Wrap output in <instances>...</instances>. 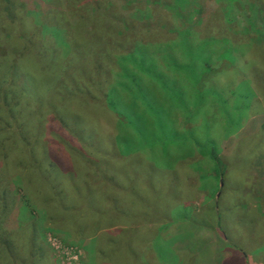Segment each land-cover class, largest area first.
I'll return each mask as SVG.
<instances>
[{
  "label": "rangeland",
  "instance_id": "obj_1",
  "mask_svg": "<svg viewBox=\"0 0 264 264\" xmlns=\"http://www.w3.org/2000/svg\"><path fill=\"white\" fill-rule=\"evenodd\" d=\"M70 1L0 0V264H264V0Z\"/></svg>",
  "mask_w": 264,
  "mask_h": 264
},
{
  "label": "trees",
  "instance_id": "obj_2",
  "mask_svg": "<svg viewBox=\"0 0 264 264\" xmlns=\"http://www.w3.org/2000/svg\"><path fill=\"white\" fill-rule=\"evenodd\" d=\"M46 1V0H45ZM48 4H46V3H44V1H42V0H37V3L39 4L38 5V7L39 8H41V7H43V8H49L50 10H51V4H53V3H55V4H58V3H60L59 2V0H53L51 3L49 2V1H46ZM70 3H71V10L73 11V13H75L74 14V16H73V19H72V16H68V18H69V22L70 21H73V20H76L78 17L79 18H83V17H85V16H87V15H89L90 13H82V15L81 14H78V11L79 10H82V7L81 6H83L84 5V3L85 4H88V3H91L93 6H94V13H92V15L93 16H96V13H98V10H99V7H101L102 5L104 6V8H102V11H101V13L102 14H108V16L106 15V18H108V19H111V18H113V16H114V10H113V3H112V0H81V1H79L78 0V2L77 1H75V0H71L70 1ZM226 7H230V5H227ZM41 10V9H40ZM48 13H46V15H47ZM45 15V16H46ZM48 21H50V18H48L47 19ZM25 21H26V19H25ZM62 22V21H61ZM24 24V27L26 26V28H27V26H28V24H26L25 22L23 23ZM55 25H56V27L57 26H62L61 25V23H59V22H56L55 23ZM58 28V27H57ZM52 30H53V28H52ZM52 35V34H51ZM47 40L48 39H50V40H53L52 38H50V37H47L46 38ZM50 43V42H49ZM51 44V43H50ZM0 75H2V79L0 80V93H1V98L2 99H4V100H2L3 101V103L4 104H6L7 103V101H5V93H7V92H5V89L4 88H6V89H10V87H11V85H9V83H8V80H9V78L8 77H6L5 76V74L4 73H2V72H0ZM8 79H6V78ZM6 85V86H5ZM5 86V87H4ZM13 86H18L17 85V82L16 81H14V85ZM11 90H12V88H11ZM0 110H4L3 109V107H2V104H0ZM0 132H1V134H0V136L2 137V140L3 141H5L6 140V138H7V136H5L3 133V131L2 130H0ZM7 132V131H6ZM209 154H210V158H211V160L213 161V163L215 164V167L217 168V172H218V174L219 175H222L223 174V172H224V170H223V163H222V161H221V159L218 157V155L215 153V151H214V149H210V151H209ZM52 156V155H51ZM51 158H54L53 156L51 157ZM122 238H123V240H124V242L126 243V245H125V247H124V249H123V251H124V253L123 254H125V255H131L132 256V254H133V250H132V247H130L129 246V239H128V237L126 236V237H124V236H122ZM109 240V239H108ZM110 241V240H109ZM84 245V244H83ZM112 245H115V244H112ZM84 247V246H83ZM95 248L94 249V251L95 252H97V251H100V252H102V248H100L96 243H95V245H93L92 246V248ZM85 248V247H84ZM110 250H109V252L105 255L107 258L110 256V257H112L111 256V254L113 255V252H112V250H111V247L109 248ZM42 249H41V247H39L38 248V250L37 251H40V253H42V251H41ZM107 251V250H106ZM155 251L157 252L158 251V249H157V247H156V249H155ZM99 252V253H100ZM155 252V253H156ZM104 257V256H103ZM102 256H101V258H103ZM132 261V260H131ZM129 262V261H128ZM121 263H125L124 261H121ZM106 264H117V263H115V262H112V261H107V263ZM126 264H128L127 262H126Z\"/></svg>",
  "mask_w": 264,
  "mask_h": 264
}]
</instances>
